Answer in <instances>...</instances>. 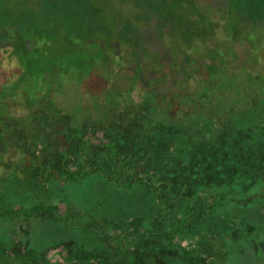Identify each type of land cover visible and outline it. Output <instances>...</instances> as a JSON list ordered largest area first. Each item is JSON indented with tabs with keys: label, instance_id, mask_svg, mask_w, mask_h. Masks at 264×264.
<instances>
[{
	"label": "trees",
	"instance_id": "1",
	"mask_svg": "<svg viewBox=\"0 0 264 264\" xmlns=\"http://www.w3.org/2000/svg\"><path fill=\"white\" fill-rule=\"evenodd\" d=\"M182 6L189 27L174 33L170 43L161 45L159 50L144 49L146 58L140 61L143 76L128 66L129 58L138 52L135 47H122L111 61L89 57L79 67L72 68L91 72L97 63L107 68L109 84L117 75L129 73L132 82L143 89L139 98L107 91L96 104L67 108L61 104L67 82L61 67L68 58L57 63H52L57 60L54 57L46 59L43 54L33 58L29 51L41 52L44 46L26 34L23 35L26 51L14 43L0 46V101L11 112L0 117V215H50L51 221L70 224V218H63L53 203L55 193L65 183L100 177L114 189L128 193L140 189L142 197L163 206L156 213L155 208L147 210L148 202L142 203V228L139 223L134 226V230L142 233V248H150L154 242L174 243L181 235L207 234L229 239H236L234 234L240 238L247 235L237 228L238 224H247L246 220L241 216L233 219L228 213L229 206L242 205L249 209L257 199L264 203V193L246 195L228 182L223 184L226 189L185 183L181 190L171 192L173 182H179L175 173L168 174L138 159L128 152L127 133L122 132L126 136L123 139L124 136L113 132L112 125H123L127 117L133 127H138L143 117L153 118L150 110L157 107L161 116L183 120L176 127L194 130L193 138L196 130L200 136L209 134L206 145L210 148L219 139L228 142L233 137V145L229 142L222 145L228 152L224 149L216 152L214 164L218 167V162L230 161L229 166L240 168L242 159L243 166L249 165L246 159L251 154L249 148H242L239 141L257 135L261 130L255 128L264 124V21L255 24L247 18L232 19L228 25L220 26L198 10L200 4L198 9L190 10L189 16H186L187 3L183 2ZM48 66L53 69L49 73L45 72ZM14 71L15 76H10ZM253 79L262 84L255 91L248 84ZM14 83L19 87L12 93ZM234 98L246 102L247 110L239 116H227ZM130 130L134 133L132 127ZM96 132L103 134V138L97 140ZM165 178L168 183L170 180L167 187L163 186ZM10 180L21 186L45 188L46 196L30 208L6 207L4 201L8 195L2 186ZM261 223L252 227L257 238L264 233V215ZM78 228L84 236L97 233L88 226ZM59 238L63 240V236ZM84 244L69 238L65 249L71 253L72 261L116 264L115 258L104 260L98 251H90ZM0 253L17 262L43 260L36 254L14 258L3 245Z\"/></svg>",
	"mask_w": 264,
	"mask_h": 264
},
{
	"label": "rangeland",
	"instance_id": "2",
	"mask_svg": "<svg viewBox=\"0 0 264 264\" xmlns=\"http://www.w3.org/2000/svg\"><path fill=\"white\" fill-rule=\"evenodd\" d=\"M183 2L189 10H186V16L200 4L198 10L220 26L228 25L232 19L247 18L255 24L264 21V0H0V46L14 43L26 51L28 47L23 38L26 34L44 46L42 53L29 51L33 58L43 54L46 59H57L52 63L68 58L61 67L67 75L66 93H61V104L67 108L96 104L107 91L139 98L143 89L132 82L129 73L117 75L109 84L107 68L97 63L91 72L73 71L72 68L79 67L89 57L111 61L122 47H135L138 52L129 58L128 66L143 76L140 61L146 58L144 49L159 50L161 45L170 43L174 33L189 27L181 11ZM45 70L49 73L53 69L48 66ZM15 72L10 76H15ZM248 84L255 87L253 91L262 85L256 79ZM18 87L19 84L14 83L12 93L17 92ZM87 89L90 90L85 91ZM246 110V102L234 98L227 116H239ZM7 111L11 114L7 104L0 101V117ZM150 113L153 118L143 117L138 127H133L128 117L123 125L113 124V132L124 136L123 139L126 136L122 132L127 133L128 152L138 159L166 173H175L179 182L174 184L172 181L171 192L181 190L185 183L226 189L223 184L228 182L246 195L264 193V124L255 128L261 130L257 135H248L247 140L239 141L242 148H249L251 154L246 158L249 165L243 166V159H240V168L229 166L230 161L228 164L218 162V167L214 164L215 154L219 149L228 152L222 145L228 142L233 145V137L228 142L219 139L210 148L206 145L209 134L200 136L196 130L194 139L191 135L194 130L176 127L183 120L165 114L161 116L157 107ZM95 135L97 140L104 136L98 132ZM252 148L258 151L254 152ZM13 181L2 186L8 195L4 201L6 207L30 208L46 196L45 188L21 186ZM165 181L166 178L163 186L167 187ZM59 190L53 203L63 218H70V224L51 221L50 215H0V245L5 246L14 258L36 254L43 260L17 262L0 253V264H79L70 259L72 255L65 249L69 238L81 240L90 251H98L104 260L115 258L116 264H264V244H260L264 241V233L259 232L258 238L252 234V227L256 223L262 224L264 215V203L259 199L249 209L242 205L229 206L228 213L233 219L241 216L247 222L237 225L238 230L247 233L243 238L236 234V239L207 234L181 235L174 243L154 242L150 248H142V233L134 230L135 223L142 228V203L148 202L147 210L155 208L156 213L163 207L142 197V190L128 193L114 189L100 177L65 183ZM81 225L91 227L97 233L84 236L78 228ZM62 236L61 241L59 237Z\"/></svg>",
	"mask_w": 264,
	"mask_h": 264
}]
</instances>
